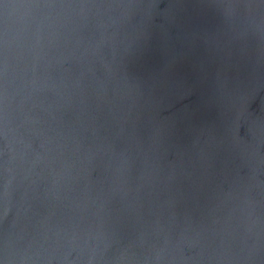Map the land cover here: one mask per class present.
<instances>
[{
  "label": "clouds",
  "instance_id": "obj_1",
  "mask_svg": "<svg viewBox=\"0 0 264 264\" xmlns=\"http://www.w3.org/2000/svg\"><path fill=\"white\" fill-rule=\"evenodd\" d=\"M195 7L215 28L190 50L214 52L223 37L248 75L233 87L218 72L219 121L181 128L187 106L167 113L191 86L175 92L132 69L191 14L186 0H0V264H264V139L251 125V140L241 134L264 114L249 109L264 89V0ZM89 27L99 35L86 42ZM73 41L72 53L53 51ZM73 60L83 70L71 82L53 75ZM97 61L127 91L105 89L93 106L84 78Z\"/></svg>",
  "mask_w": 264,
  "mask_h": 264
},
{
  "label": "water",
  "instance_id": "obj_2",
  "mask_svg": "<svg viewBox=\"0 0 264 264\" xmlns=\"http://www.w3.org/2000/svg\"><path fill=\"white\" fill-rule=\"evenodd\" d=\"M190 5V15L186 16L180 22V26L172 29L171 39L166 43L153 41L137 58L133 65V71L141 76L149 83L155 82L159 86L171 89L175 92L184 93L191 86V92L180 100L176 106L167 114L182 115L181 110L187 106V119L182 120L181 128L187 122H194L199 124H211L218 122L220 114L224 105V100L216 84L217 73L223 70L225 76L232 81V86H236L237 77L245 79L248 75L246 69V60L239 55L236 45H229L224 38L221 47L214 51L208 52L203 44L196 46L193 51L190 50V37L195 34H202L205 31H211L215 28V21L208 17H201L197 14L196 5L198 0H186ZM94 24L95 21L93 20ZM82 35L88 40H93L98 37V33L94 28L89 27L85 29ZM75 42L70 46H62L60 49H53V51L73 52ZM215 47V45H214ZM82 48L76 49L74 55L80 56ZM110 58V53H109ZM64 69H70V72H63L56 70L53 75L60 79L61 75L69 78L71 82L75 77L79 76L83 70L79 60H73L63 66ZM106 69L98 61L95 63V72L88 73L84 78L86 86V93L90 102L95 105L96 96L98 93H103L107 89L110 98H118L117 88L123 94L127 91L122 80L117 77L109 80L106 75ZM41 74L44 70L41 69ZM264 78V75H262ZM180 82H187V84H180ZM74 93L78 89H70ZM48 100L54 99V94L49 92L47 94ZM74 99H79L78 95L74 94ZM264 100V89H262L257 98L253 95L250 99L249 109L254 113H259L264 109L261 101ZM126 109V104L123 105ZM107 116L105 112L101 119L104 120ZM72 113H68L66 119H71ZM249 125H251L257 137L264 139V114H259L258 118L245 123L241 129V134L247 139L251 140L252 135L248 132ZM109 128L112 127V121L108 120ZM141 135L144 137L145 143L151 142L152 133L149 128H142ZM91 143V140H89ZM163 152V148L160 150ZM227 154L223 151L216 154V167L221 169L223 167V160ZM170 156L165 157V162ZM142 167L140 161H137V171ZM98 174V173H97ZM14 215V214H13ZM11 219V217H10Z\"/></svg>",
  "mask_w": 264,
  "mask_h": 264
}]
</instances>
